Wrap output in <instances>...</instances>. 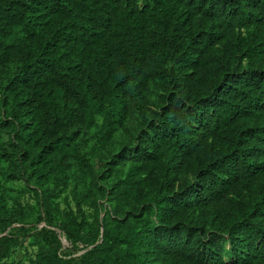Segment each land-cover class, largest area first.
<instances>
[{
    "label": "trees",
    "instance_id": "1",
    "mask_svg": "<svg viewBox=\"0 0 264 264\" xmlns=\"http://www.w3.org/2000/svg\"><path fill=\"white\" fill-rule=\"evenodd\" d=\"M0 133V264H264V0H0Z\"/></svg>",
    "mask_w": 264,
    "mask_h": 264
},
{
    "label": "rangeland",
    "instance_id": "2",
    "mask_svg": "<svg viewBox=\"0 0 264 264\" xmlns=\"http://www.w3.org/2000/svg\"><path fill=\"white\" fill-rule=\"evenodd\" d=\"M5 136V134H1L0 133V139H2ZM0 184L5 186V189H9L12 188L14 191L10 192L11 195L13 196H17L20 198L21 202H23L24 204H35V200L32 197L31 194H22V193H26V189L25 186L18 184V183H5L4 181L0 180ZM22 191V192H20ZM67 194H63L61 199H60V204H61V209L66 208V203H65V198H66ZM40 227H42V225H40ZM13 228V227H12ZM61 235V234H60ZM63 236V235H62ZM61 236V243H62V250H65L67 248V243L64 239V237ZM23 244H27L28 240H23L22 241ZM29 250L31 251L32 249L29 248ZM32 256L35 255V251L32 250L31 251ZM23 253L21 251H19L17 253V255L15 256V260L16 261H20L22 258Z\"/></svg>",
    "mask_w": 264,
    "mask_h": 264
},
{
    "label": "water",
    "instance_id": "3",
    "mask_svg": "<svg viewBox=\"0 0 264 264\" xmlns=\"http://www.w3.org/2000/svg\"><path fill=\"white\" fill-rule=\"evenodd\" d=\"M1 237V236H0Z\"/></svg>",
    "mask_w": 264,
    "mask_h": 264
}]
</instances>
